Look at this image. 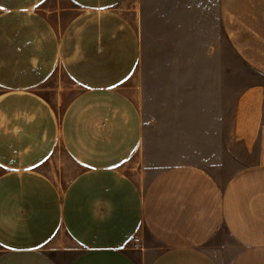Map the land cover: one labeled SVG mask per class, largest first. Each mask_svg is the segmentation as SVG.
<instances>
[{
  "label": "crops",
  "instance_id": "1",
  "mask_svg": "<svg viewBox=\"0 0 264 264\" xmlns=\"http://www.w3.org/2000/svg\"><path fill=\"white\" fill-rule=\"evenodd\" d=\"M155 16L200 52L160 86ZM0 264H264V0H0Z\"/></svg>",
  "mask_w": 264,
  "mask_h": 264
},
{
  "label": "rangeland",
  "instance_id": "2",
  "mask_svg": "<svg viewBox=\"0 0 264 264\" xmlns=\"http://www.w3.org/2000/svg\"><path fill=\"white\" fill-rule=\"evenodd\" d=\"M156 17H158L156 19ZM155 24L153 29L149 32L144 30L142 52H141V71L145 73V77L150 78L151 74H154L153 83L154 86L161 85L162 72H176L178 71V66L180 63H169V60L176 59L178 55L183 53H200L199 46H194L193 41L188 35L182 34L180 43L178 41L177 32H169L162 29L161 16H155ZM202 43L201 53H216L215 50L210 52L209 44L213 43V39L208 38V31H202ZM215 40V39H214ZM191 41V42H190ZM180 45V46H178ZM195 49V52H194ZM191 68V72L194 67L193 64H186ZM215 70L219 67L217 63H202V69L204 70ZM189 69V68H188ZM197 70V66H196ZM149 73V74H148ZM260 79L251 69L246 67L239 59L234 57L233 62V75L228 76L226 84H223L222 90L224 95L236 91L240 87L252 83ZM225 83V82H224ZM41 90L45 95L51 97L53 100H58V105L61 108L67 98L78 91L77 86L71 84L69 80L66 79L62 71L56 70L53 73L51 79H49L43 86ZM235 169V165H234ZM136 240L129 242V246H135Z\"/></svg>",
  "mask_w": 264,
  "mask_h": 264
}]
</instances>
